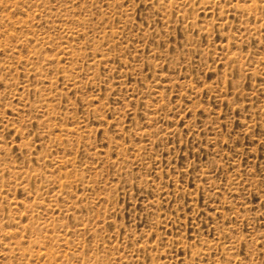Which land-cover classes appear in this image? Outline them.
<instances>
[{
	"label": "rangeland",
	"instance_id": "374dc122",
	"mask_svg": "<svg viewBox=\"0 0 264 264\" xmlns=\"http://www.w3.org/2000/svg\"><path fill=\"white\" fill-rule=\"evenodd\" d=\"M0 264H264V0H0Z\"/></svg>",
	"mask_w": 264,
	"mask_h": 264
}]
</instances>
